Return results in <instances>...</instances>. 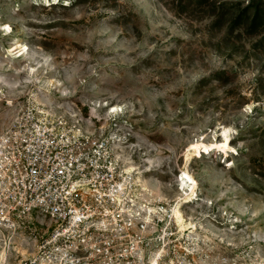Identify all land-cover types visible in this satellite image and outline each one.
<instances>
[{"label":"rangeland","instance_id":"obj_1","mask_svg":"<svg viewBox=\"0 0 264 264\" xmlns=\"http://www.w3.org/2000/svg\"><path fill=\"white\" fill-rule=\"evenodd\" d=\"M251 3L264 6V0H0V28L11 25L7 35L0 30V134L26 114L55 126L65 120L56 126L63 130L103 133L121 145V166L132 163L139 172L132 176L145 180L147 190L135 182L139 201L157 206L153 217H166V252L174 244L179 250L178 262L170 263L264 264V25L250 31L248 19L230 27ZM16 41L27 45L26 60L8 57ZM48 79L60 91L46 87ZM103 102L121 110L109 113L111 107L98 106ZM223 127L232 150L192 156L186 168L196 195L182 203L177 178L187 145L222 140ZM176 205L193 232L176 233ZM3 240L7 259L0 264H15V249L32 251L26 242L33 239L13 235L14 250Z\"/></svg>","mask_w":264,"mask_h":264},{"label":"built area","instance_id":"obj_2","mask_svg":"<svg viewBox=\"0 0 264 264\" xmlns=\"http://www.w3.org/2000/svg\"><path fill=\"white\" fill-rule=\"evenodd\" d=\"M56 126L26 114L0 134V235L8 248L15 234L33 239L30 252L11 245L14 263L178 262L177 244L166 252V217H153L150 206H157L139 201L112 140Z\"/></svg>","mask_w":264,"mask_h":264},{"label":"bare ground","instance_id":"obj_3","mask_svg":"<svg viewBox=\"0 0 264 264\" xmlns=\"http://www.w3.org/2000/svg\"><path fill=\"white\" fill-rule=\"evenodd\" d=\"M5 30V32L2 33V35H7L9 34V32L11 31V25L9 23H5L3 28H0V30ZM7 51L10 53L8 55V57H12V58H23V60H26L27 54H28V47L27 45H25L24 43L21 42H14L12 43ZM30 67V69H29ZM27 69H29L30 73H33V71H35V67L29 65L27 67ZM1 79V78H0ZM46 87L54 89L55 91H60L58 87V83H55L54 79H48L47 83H46ZM46 92H48V90L45 89ZM62 95H65L62 94ZM38 101V104L40 105H45V100L41 99V98H37L36 99ZM98 106H102V107H107V109L109 107H111L109 110H107V112L109 113H116L117 111L119 112L121 110V107L118 104H109L107 102H103L102 104H99ZM40 112H44V110H39ZM227 127H223L222 129V136L223 139L222 140H209V141H205L204 137H201L199 139H195L193 141H191L186 149H185V165H184V169L181 172L180 177L177 178V186L178 189L181 190L184 194V197L182 199V203L186 202V201H190V199H192L193 195H196L195 193V188H196V180L194 179V177L189 173V171L187 170L186 166L187 163L190 161V159L192 158V156H196V155H200L202 152H208L210 150H216L221 152L222 154L226 155L227 152L229 150H232V146L230 145L229 142V136L227 133ZM117 145H115V147L118 149L117 151L119 152V148L121 147L120 144L116 143ZM136 169H138L137 167H135V165H133L130 162H127L124 166V170L125 172H132L134 171V173L139 174V172H136ZM148 171V170H147ZM134 181L140 184L142 189L141 190H147V186L145 180H143L142 178H140L139 176H135L134 177ZM150 212H156L155 208H153L152 206H150ZM171 219H173V222H175L179 228L180 232L186 231L188 229H191L190 232H193L195 229V225L191 222V221H187L183 214L182 211L180 209V207L178 205H176L172 211L171 214ZM4 251H0V259H3V255Z\"/></svg>","mask_w":264,"mask_h":264},{"label":"trees","instance_id":"obj_4","mask_svg":"<svg viewBox=\"0 0 264 264\" xmlns=\"http://www.w3.org/2000/svg\"><path fill=\"white\" fill-rule=\"evenodd\" d=\"M233 7L238 5V1H231ZM253 8L252 14L249 15V9ZM249 19L248 22V30L255 31L262 24L264 25V6L260 7L258 4H248L243 8L239 9L236 17L230 21V27H238L241 24L245 23Z\"/></svg>","mask_w":264,"mask_h":264}]
</instances>
